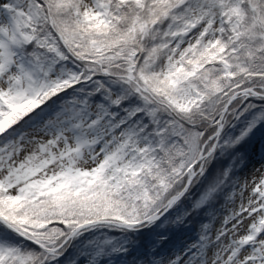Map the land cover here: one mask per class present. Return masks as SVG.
<instances>
[{
    "label": "snow or ice",
    "instance_id": "1",
    "mask_svg": "<svg viewBox=\"0 0 264 264\" xmlns=\"http://www.w3.org/2000/svg\"><path fill=\"white\" fill-rule=\"evenodd\" d=\"M0 264H264V0H0Z\"/></svg>",
    "mask_w": 264,
    "mask_h": 264
}]
</instances>
